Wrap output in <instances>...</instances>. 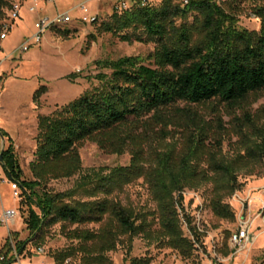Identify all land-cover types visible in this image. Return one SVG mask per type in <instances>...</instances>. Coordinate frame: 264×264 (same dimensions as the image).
<instances>
[{"label": "trees", "instance_id": "16d2710c", "mask_svg": "<svg viewBox=\"0 0 264 264\" xmlns=\"http://www.w3.org/2000/svg\"><path fill=\"white\" fill-rule=\"evenodd\" d=\"M259 1L162 0L154 5L132 0L122 12L116 6L100 33L129 44L153 43L154 51L146 58L98 63L107 72L96 77L98 88L39 118L34 180L25 179L8 138L0 165L21 191L30 235L42 246V235L61 225L73 243L49 254L54 264H114L111 253L123 246L129 256L137 237L191 260L204 243L188 218L191 235L185 234L183 192L208 184L213 215L235 221L227 199L243 188L241 174L264 172V105L251 110L264 96V4ZM248 3L260 20L259 31L239 26ZM11 6L10 0H0V31ZM58 32L67 36L71 29ZM210 104V117L197 110ZM7 136L0 128V137ZM86 142L112 155L128 153L129 165L84 174L79 148ZM226 143L234 147L232 157L224 151ZM78 176L70 191L49 189L52 181ZM140 179L155 211H137L113 199ZM88 225L99 228H84ZM14 240L11 235L1 249V264L14 262ZM26 244L16 242L17 255ZM151 263L149 257L130 261Z\"/></svg>", "mask_w": 264, "mask_h": 264}, {"label": "rangeland", "instance_id": "374dc122", "mask_svg": "<svg viewBox=\"0 0 264 264\" xmlns=\"http://www.w3.org/2000/svg\"><path fill=\"white\" fill-rule=\"evenodd\" d=\"M11 8L6 9V17L1 27L10 20L16 6L20 10V18L15 20L8 39L4 42V51L0 54V128L7 133V138L0 137V153L9 148L12 141L14 151L23 170L25 179L34 180L31 164L35 161L37 150L38 123L41 116H49L59 107L67 105L87 92L99 87L96 77L102 71L101 64L124 57L146 58L155 49V44H129L112 35L100 33L99 26L113 13L121 0L91 1L88 8L97 16L98 23H76L68 28L67 36L60 35L58 29L49 31L43 41L33 46L28 52L20 53L18 49L33 34L34 24L45 15L55 11H66L73 3L84 0H59L56 9L49 6L45 11L31 13L29 7L32 0H10ZM129 5L132 0H125ZM151 4H159L162 0H147ZM219 2V0H217ZM264 4V0L259 1ZM42 5H49L39 3ZM253 5L245 4L238 16L239 26L249 31L260 30V20L252 12ZM77 21L82 13L79 10L71 13ZM66 28V27H65ZM61 28V29H65ZM38 92L40 94L37 98ZM254 101V98L251 99ZM213 105L199 107L197 110L211 116ZM264 105V96L260 95L253 103L251 110L256 112ZM183 106V105H182ZM225 124L229 118H224ZM236 141V140H234ZM232 145L225 144L224 151L228 157L233 156ZM79 152L83 162V173L93 169H113L127 166L130 162L128 153L123 156L112 155L101 151L95 143L86 142ZM80 176L70 180L52 181L49 189L54 193L72 190ZM243 188L233 197L227 199L235 213V221L217 218L210 210L212 186H203L199 190L183 192V206L180 207L181 219L186 235H191L188 219L203 240L191 260H184L171 249H160L155 244L149 245L143 238L133 241L131 254L120 246L118 251L111 253L114 264H130L132 259L149 257L151 264H264V172L248 175L241 174ZM12 182L0 165V219L7 210L16 211L14 221L5 226L0 224V251L7 244L10 236L17 241L27 242L22 255L14 254L12 264H54L49 254L62 250L73 243L63 234L61 225H56L45 232L42 246L36 243L27 230L24 222L26 207L23 197L15 198ZM122 205L137 211H155L156 204L151 199L148 186L143 179L126 187L113 198ZM188 218V219H187ZM242 227H247L249 241L242 248L231 243L233 235ZM72 227L71 229H74ZM86 229L97 230L99 225H88ZM14 234L17 237H14ZM40 237V236H39ZM11 242V243H12ZM40 243V242H39ZM200 246V245H199ZM15 247V246H14ZM42 250V252H40Z\"/></svg>", "mask_w": 264, "mask_h": 264}, {"label": "built area", "instance_id": "2783aa9c", "mask_svg": "<svg viewBox=\"0 0 264 264\" xmlns=\"http://www.w3.org/2000/svg\"><path fill=\"white\" fill-rule=\"evenodd\" d=\"M33 4L29 7V11L31 13H37L39 8V3L43 4H49V5H56L59 0H32ZM91 1L101 2V0H89L84 3H80L78 6L74 7L73 9L67 10V11H57L55 15L53 16H42L40 17L37 22L34 24V33L31 34L29 37L26 38V40L23 42V44L18 49V52L20 53H26L28 52L33 46L39 45L45 35L54 29H61L65 27H69L76 23L86 24V23H95L97 21V16L91 14L88 3ZM134 1V0H133ZM135 1H142L145 2L146 0H135ZM118 9L119 11H125L128 10L130 5L125 0H121L118 3ZM79 10L82 13V16L79 20L74 21L72 19L71 13L73 11ZM20 18V10L19 7L16 6L13 10V14L10 17V20L5 23L2 27V30L0 31V54L3 52V44L8 39L9 33L13 28V23L15 20ZM12 189L15 198L20 197V191L18 190L17 184H12ZM263 194H264V188H263ZM17 213L13 210H7L3 213L0 224L2 225H9L10 222L14 221L16 218ZM249 241V235L247 227H242L239 229L232 237L231 243L235 247L242 248L245 244V242ZM11 246L14 248V243H11ZM4 260V256L0 252V264Z\"/></svg>", "mask_w": 264, "mask_h": 264}, {"label": "crops", "instance_id": "0c3cea01", "mask_svg": "<svg viewBox=\"0 0 264 264\" xmlns=\"http://www.w3.org/2000/svg\"><path fill=\"white\" fill-rule=\"evenodd\" d=\"M87 1H89V0H84V1H82V2H80V3H84V2H87ZM80 3H73L74 5H73V7L72 8H70V9H73L74 7H76V6H78ZM49 6H51V7H54L55 9H56V6H57V4L56 5H42V9L40 8V10L39 11H41V12H43V11H45ZM70 9H68V10H70ZM67 11V10H66ZM56 12H57V10L55 11V13L54 14H52V15H48V16H53V15H55L56 14ZM46 16V15H45ZM3 51H4V49H3ZM15 246V245H14ZM12 249H13V252H15L14 254H17L16 253V250H15V247L13 248L12 247ZM40 252H42V250H40Z\"/></svg>", "mask_w": 264, "mask_h": 264}]
</instances>
